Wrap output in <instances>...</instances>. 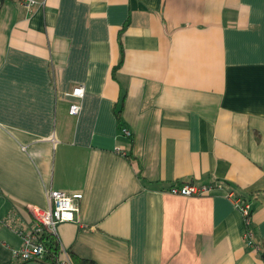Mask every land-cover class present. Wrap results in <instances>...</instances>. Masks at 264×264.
<instances>
[{
	"label": "crops",
	"instance_id": "0c3cea01",
	"mask_svg": "<svg viewBox=\"0 0 264 264\" xmlns=\"http://www.w3.org/2000/svg\"><path fill=\"white\" fill-rule=\"evenodd\" d=\"M50 189L62 258L264 264L229 196L264 250V0H0V264H44L13 250Z\"/></svg>",
	"mask_w": 264,
	"mask_h": 264
},
{
	"label": "built area",
	"instance_id": "2783aa9c",
	"mask_svg": "<svg viewBox=\"0 0 264 264\" xmlns=\"http://www.w3.org/2000/svg\"><path fill=\"white\" fill-rule=\"evenodd\" d=\"M16 1L30 12L39 5V0ZM67 95L78 99L82 98L84 95V88L76 87L68 92ZM67 110L70 115L79 116L81 105L78 102H72L69 104ZM121 132L124 136H131V132L126 128H122ZM168 191L171 194L179 196L200 197L208 195L211 191V186L208 184L187 182L173 185ZM229 196L232 198L234 204L240 210L244 218V237L246 244L261 254L263 252V247L258 243L251 230L252 207L250 203L244 202L243 199L236 196L234 193H230ZM47 197L49 206L46 209L29 206V211L33 218V229L26 232L22 230L18 231L22 238V245L13 250V255L19 262L34 263L45 257L47 249L44 242L39 239V234L43 229L55 233L56 227L59 223L77 220L80 211L79 199L77 196H72L62 190L50 189L47 191ZM58 264H72V262L69 256H65L64 258L59 257Z\"/></svg>",
	"mask_w": 264,
	"mask_h": 264
},
{
	"label": "trees",
	"instance_id": "16d2710c",
	"mask_svg": "<svg viewBox=\"0 0 264 264\" xmlns=\"http://www.w3.org/2000/svg\"><path fill=\"white\" fill-rule=\"evenodd\" d=\"M122 61H123V50H122L121 60H120L119 64L114 68V71H113L114 76H115L116 70L122 64ZM118 116H119V112H118ZM118 118H120V117H118ZM121 130H122V128H121ZM240 198L243 199L244 202H248V200H246L245 198H242V197H240ZM39 239L44 242L46 249H47V253H46L45 257L42 260H40V262L44 263V264H58V260H59L60 254H61V248H60V244L57 240L55 233H53L47 229H43L39 234ZM261 256L264 259V250L261 253ZM71 262H72V264H97L92 259L78 258L75 256L71 257Z\"/></svg>",
	"mask_w": 264,
	"mask_h": 264
}]
</instances>
